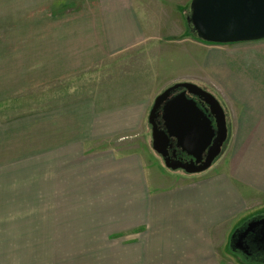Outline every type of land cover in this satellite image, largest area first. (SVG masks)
<instances>
[{
    "label": "crops",
    "instance_id": "1",
    "mask_svg": "<svg viewBox=\"0 0 264 264\" xmlns=\"http://www.w3.org/2000/svg\"><path fill=\"white\" fill-rule=\"evenodd\" d=\"M157 1L0 0V222L49 206L82 224L51 236L78 264L264 261V245L234 247L264 221V39L205 43L179 11L192 0ZM170 13L173 28L148 18ZM185 82L216 90L228 140L222 163L172 185L136 144L156 97Z\"/></svg>",
    "mask_w": 264,
    "mask_h": 264
},
{
    "label": "water",
    "instance_id": "2",
    "mask_svg": "<svg viewBox=\"0 0 264 264\" xmlns=\"http://www.w3.org/2000/svg\"><path fill=\"white\" fill-rule=\"evenodd\" d=\"M185 19L189 33L204 42L233 44L264 39V0H192ZM177 90L181 91L172 95ZM149 124L152 149L163 158L165 167L188 175L208 171L228 140L221 103L192 83L175 84L158 95ZM171 141L191 158L189 162L170 157ZM244 233L264 245V221L251 223Z\"/></svg>",
    "mask_w": 264,
    "mask_h": 264
},
{
    "label": "rangeland",
    "instance_id": "3",
    "mask_svg": "<svg viewBox=\"0 0 264 264\" xmlns=\"http://www.w3.org/2000/svg\"><path fill=\"white\" fill-rule=\"evenodd\" d=\"M160 1L167 3L169 0H160ZM158 3L159 2L157 0H154V3H151L149 5L148 8L150 9V13H151V10L157 11ZM172 3H173V1H172ZM189 7L190 6L185 8L182 6V7H180L179 11L181 13L183 12V14L185 13V17H186V14L189 10ZM148 18H149V20L152 19V21L156 22L157 24L158 23L161 24L162 20H163L162 18H164L165 22H164V20H163V22L166 23V24H164V26L168 25L172 28L175 27V23L177 22V19H176L177 17L171 13L169 15H162V16H158V15L151 16V15H149ZM153 34L157 38L168 40L170 38L173 39L174 32L170 31V32L163 33L161 31H155V33H153ZM204 53H205V51H204ZM180 62H181V60H180ZM99 70L100 69H97L98 73L100 72ZM168 75L172 76L175 74L173 73V71L170 70L166 76H168ZM79 82L80 81H74L72 84H74L75 86L76 85L78 86V85H80ZM192 84H194V83H192ZM194 85H196V84H194ZM211 85H213V84H211ZM197 86L204 89L205 91H216L215 89H212V88L203 87V86L201 87L199 85H197ZM65 93H68V94L71 93L72 95H82L83 93H86V91H66ZM63 97H65V95L60 96V98H63ZM218 101H219V99H218ZM148 135L149 136H145V137L137 139L138 143L136 144V146L139 149H141L142 146L145 144V142L147 143V146H146L147 147L146 148L147 153L149 152L151 155V158H153L156 161V163L154 162V164H156V166L159 167L162 172H164L166 175L170 176L171 180L169 182H166V184L174 185V184H178V183L182 182L183 181L182 177H186L185 175H188V174H186L185 172H183L181 170L169 171L168 169H166L164 167V164H163L161 157L159 155H157L151 148L152 147L151 132ZM223 151H224V148H223ZM219 160H220V162H221V160H222V162L224 161L223 155L220 157V159L218 158L215 161L213 166H216V163H218ZM208 171L205 172V174L208 173ZM44 203H45V205L49 204V201H44ZM11 212H12L11 222H9V223L0 222V237H4V234L8 235L7 233H10L12 235L11 240L0 239V264H78L79 263V261L81 260V257L78 255H73V254H77L75 252L73 254H69V255L65 254L63 257L53 255L51 248L53 246H57L56 245L57 241L52 240L51 236L53 235V232L66 230V228L68 226L72 227L71 230H75V231L82 230L81 229L82 224H80V223H71L70 225L67 223L63 224L60 222L61 219L57 216L55 217V220H53L54 218L51 215V208L49 206L44 207L41 211H40V209L38 211L36 209L35 215H31V216H27V217L22 216L23 218L19 217L17 215H14L13 214L14 209H12ZM26 218L29 222L26 221V223H24V219H26ZM242 218H244V217H242ZM0 220H1V218H0ZM52 220H53V222H52ZM62 220H64V218ZM240 220H241V218H240ZM243 224H245V221L242 223V225ZM32 234L34 236L39 237V238L43 237V240L21 239L22 236L27 237L28 235H32ZM78 243L80 244L81 241H76L75 246L71 245L70 248H74L75 249L74 251H76L77 250L76 248L79 245ZM65 247H66V245H65ZM37 249H40V250L38 251ZM235 256L237 257L236 259L238 261H240V259L243 260V258H241L242 256H240V255H235ZM64 260H66V261H64ZM255 264H264V261H261L259 263H255Z\"/></svg>",
    "mask_w": 264,
    "mask_h": 264
},
{
    "label": "flooded vegetation",
    "instance_id": "4",
    "mask_svg": "<svg viewBox=\"0 0 264 264\" xmlns=\"http://www.w3.org/2000/svg\"><path fill=\"white\" fill-rule=\"evenodd\" d=\"M180 91L181 90H177L172 95H175V94L179 93ZM158 122L162 126L163 122H162L161 118L158 119ZM171 144L173 146H172V148H170L169 154H170V157L172 159L181 160V161H184V162H189L191 160V158L189 156H187L184 152H182L181 149L177 148V146L174 144V141H171ZM161 159H162L163 164H164V160H163L162 157H161ZM261 230L262 229H259V232ZM244 232H245V230L243 232H240L239 234L236 235L237 237H236V239L234 241V247H236L237 249H242V250H244L247 253L261 251L259 249V247H261L259 245V242L256 241L253 237L245 235ZM262 249H264V247H262Z\"/></svg>",
    "mask_w": 264,
    "mask_h": 264
},
{
    "label": "trees",
    "instance_id": "5",
    "mask_svg": "<svg viewBox=\"0 0 264 264\" xmlns=\"http://www.w3.org/2000/svg\"><path fill=\"white\" fill-rule=\"evenodd\" d=\"M188 33H189V30H188ZM190 34V33H189ZM195 37V36H194ZM197 39V37H195Z\"/></svg>",
    "mask_w": 264,
    "mask_h": 264
}]
</instances>
